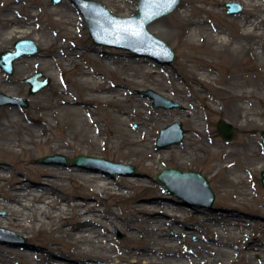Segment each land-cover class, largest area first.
Returning <instances> with one entry per match:
<instances>
[{"label": "rangeland", "instance_id": "obj_1", "mask_svg": "<svg viewBox=\"0 0 264 264\" xmlns=\"http://www.w3.org/2000/svg\"><path fill=\"white\" fill-rule=\"evenodd\" d=\"M94 1L101 3L114 14L122 17L132 16L136 12L137 0ZM245 1L181 0L175 11L152 22L148 26V30L174 51L175 59L170 66H161L150 58L138 57L159 67V72L150 74L156 68L147 67V63L144 64L145 68L143 71L121 68L120 63L124 59L122 55L131 53L121 48L95 44L88 33L81 14H79L81 17L79 25L83 39L60 43L55 41V45L47 49L45 45L49 40H52L49 29L52 27L50 23L51 13H63L64 11L67 12V9L74 8L75 5L72 0H60L59 3H54L53 0H0V27L6 25L3 20L9 11H15V17L18 21L24 18L29 22L32 17H35V23L38 26V28L34 29L35 33L19 39H30L40 49L39 53L34 56H23L16 60L12 75L6 74L0 68V93L27 101V107L7 105L0 108V147L2 149H13L18 153L21 147L9 146L6 143L11 141L12 144H19V140L26 142L27 138L32 141L26 145L32 150L28 155L24 152L18 160L0 151V160L12 165L13 176L17 171H22L25 178V182H22V184L25 183V186H34V188H36L35 186L43 185L44 182H42L40 174L35 170L27 171L29 166L53 165L59 167L62 171L61 175L66 177V179L61 182L63 186L56 193L58 197L55 200L56 203H66L60 199L66 200L68 204L72 201H83L97 205L98 209L104 211L102 215L107 217H113V213H116L119 217L117 222L120 223V226L118 229H113L110 236L114 245L123 250L132 246H140L143 239L147 236V234L139 230L136 236L137 242L129 243L126 229L132 221L142 216L144 211L142 207L151 204L155 195V190L151 186L162 187V200L164 202H181L179 198L171 195L163 185L156 183L154 180L155 173L168 167L178 168L184 172L196 171L201 173L210 182L211 188L216 195V201L212 208L191 205L194 207L192 209L190 205H185L189 210L186 218L176 217L178 224L182 222L183 224L181 225L185 229L194 226L199 230V232L188 235L180 243L181 250L187 249L193 252L192 259L195 264L203 257L208 258L212 255V249H209L212 246L209 245L212 240L208 238L205 241L203 238L210 233L209 222H206V215L208 214H212V216L215 214H233L237 216V219L243 225L252 224L254 226V234L259 239V236H261L260 232L264 233V188L259 182L260 171L264 169V147L261 144L260 135V132L264 130V97L262 99L254 97L248 112L244 110L247 105L243 101L234 102L233 107L235 106L236 109L230 106L228 104L230 94L217 93L215 89L221 86L219 78L226 77L231 72L233 66L228 64L224 66L215 64L213 66L216 70V73L213 74L216 80L213 83L214 85H198L195 83L199 69L206 66L202 59L209 62L216 61L213 53L205 49L208 42L212 41L210 38L214 35L211 33L208 39L203 38V31L206 28L224 27L226 34L231 37V41H234L233 39L237 36V31L233 27H227L225 22H221L219 16L209 12V9L224 14L229 19L241 17L243 13H246ZM226 3L239 4L242 7V11L230 14L225 7ZM182 6H186L187 14L191 20L197 21L201 19L208 22L207 27L198 28L200 35L197 34L195 39L190 37L187 21L182 26L176 27V29L172 26L174 15ZM252 13L258 17L262 16V12L257 8ZM45 30H47V33L42 34ZM37 35L39 41L37 40L38 38L36 39ZM0 39L2 38L0 37ZM16 40H18L17 37L1 43L0 52L12 50ZM262 40L264 42V35ZM192 42L195 45H192ZM255 43L257 42L253 39L240 42L239 59L249 61L250 69L248 73L251 76L254 74L252 68L255 67L257 69L261 68L260 70L264 73V56L259 53L260 50H255ZM216 48L218 49V47L210 45L209 49L215 50ZM92 49L97 50L98 53L101 52L102 54L100 55L106 52L108 57L113 58L112 61L115 64H110L108 68H102L101 63L99 64L98 61L101 58L98 57L95 51H91ZM226 49L229 48L226 46ZM66 55H76L73 56L75 60H69ZM117 60L118 63L116 62ZM83 68H86L87 71L96 70L98 74L103 75L107 86L121 85L120 78L124 76L134 78L139 82L138 85L127 86L130 88L132 95L129 98L130 100L122 106L112 105L108 107L107 105L101 106L99 103L92 104L90 109H95L99 118L97 127L99 136H97V132L94 131L93 127L89 125L87 119H84L83 124L79 126L73 125V122L69 119H61L62 116L59 115L62 112L59 113V110L56 109L59 105L56 98L57 89L67 91L75 96L78 101L83 100V91L76 83L81 77ZM38 72L42 73L44 77H48L50 84L41 91L30 95L28 93L29 85L25 82V79ZM261 88H263L261 91H255V93H262L264 96V86L261 85ZM147 90H153L165 98L177 102L182 108L166 110L153 108L152 101L142 95ZM198 93H201L204 98L200 99ZM36 97H40L39 101L34 102L33 99ZM135 98L140 99L142 102L136 103ZM147 99L150 102L146 103ZM212 102L214 104L213 108H209L208 103L212 104ZM38 106L39 110H36ZM78 107L81 108L83 106L80 105ZM191 107H195L198 113L194 114ZM13 108L17 109V113L10 111ZM116 108L126 110L128 116L117 119L111 113L115 112ZM188 111H191V113ZM43 113H46L47 117ZM147 115L149 116L147 117ZM31 116H40L46 120V124L48 123L50 128L44 133V136L31 138V132L35 130L29 131L24 126L26 120ZM176 117L180 118L177 119ZM199 117L203 119L201 122L197 120ZM250 119L256 121L255 125L244 127L243 124ZM220 121H225L237 131L234 138L229 142L224 141L218 133L217 125ZM174 122L181 123L183 130H185L183 141L180 144L158 149L155 146V141L159 135V130ZM195 125L199 127L198 135L193 132ZM140 133L153 135L150 145L140 146L133 144V141H137L140 138ZM37 140H40V142ZM150 152L152 155H150ZM54 154L65 156L68 159L79 155L101 157L114 163L135 166L139 175L127 176L119 173L112 174L104 168H81L40 162L42 157ZM248 154L254 155L251 156L252 162L241 163L244 155L247 156ZM23 158L27 159L23 161L25 166L20 162ZM28 159L30 160L29 162ZM10 165L7 164L6 167L11 168ZM227 165H232V167L238 168L239 171V183L234 185V187L224 185V172ZM73 169L90 174L99 173L107 175L109 178H135L141 181L143 185L134 189L135 193L130 198L120 195L110 196L108 193L99 194L95 184H89L90 189L81 187L80 180L73 177V174L77 173ZM246 172L252 175L250 183L245 181ZM17 182L16 179H13L9 182V185L13 186ZM51 186L50 188L52 189H58L57 183H52ZM248 188H251L252 195L256 193L254 203L247 200L248 196H245L249 192ZM130 192L131 190H122L123 195ZM23 204L27 205L28 202H23ZM38 206H43V204L39 203ZM17 209L20 210V208ZM32 212V208H25L21 213L29 218ZM6 216L7 212L0 210V218ZM72 222L73 220L69 218L64 219L62 222L56 219L52 226H44L41 229H38V225L34 224L33 229L26 233L12 226H0V260H9L10 264H55L59 263V259L62 258L74 263L77 262L75 259L80 262L85 258L91 261H100L102 251L95 246H82L83 250L90 249L94 251L86 256L75 248L66 235V229L69 228L67 223L70 224ZM25 223L28 224V221H25ZM1 229L18 235L24 240L14 239ZM245 230L252 235L251 227L245 228ZM170 234L173 238L178 237L176 229L172 230ZM260 239L264 240V236H261ZM226 242L228 246L222 247L223 251L217 253V258L225 264H240L239 252L235 248L238 244L234 241L233 236H229V240H226ZM24 252H29L36 258L32 259L30 263L26 262L21 257ZM252 259L258 261L259 256L256 254ZM100 262L107 263L103 259Z\"/></svg>", "mask_w": 264, "mask_h": 264}, {"label": "bare ground", "instance_id": "obj_2", "mask_svg": "<svg viewBox=\"0 0 264 264\" xmlns=\"http://www.w3.org/2000/svg\"><path fill=\"white\" fill-rule=\"evenodd\" d=\"M246 13H243L241 17L228 18L226 15L216 12L209 9L214 15L219 16L221 22H225L227 27L234 28L237 31V36L231 41V37L226 34V29L224 27L216 28H206L203 31V38H209V34L213 33V37L210 39L212 41L208 42V45L205 47L208 51L213 53V56L216 58V61H207L202 59L206 64L204 68L199 69L196 74V84L198 85H214L216 70L214 65H230L233 66L231 72L226 77H220V85L216 87L217 93L230 94L228 97V104L233 107L234 102L243 101L246 103L244 110L247 112L250 110L249 106L254 97L262 99L263 94H256L255 91H261V85L264 86V73L260 70L252 68L254 70L253 76H251L248 71L249 61L239 59L240 53V42L248 39H253L255 42V50L259 51L261 55L264 56L262 36L264 35V0H246L244 3ZM260 9L262 16H256L252 13L254 9ZM76 6L74 8L67 9V12L63 13H51V26L49 29L51 31L50 37L52 40H49L45 45L47 49L52 48L55 44V41L68 42L72 40H82V32L79 25V20L81 19L80 13H78ZM4 22H6L7 27L4 25L0 27V45L14 38H24L29 34L35 33L34 29L38 28L35 23V17H32L29 22L24 18L21 21H18L15 17V11H9L5 16ZM188 22V32L190 37L195 39V36L200 35L198 33V28L207 27L208 22L206 20H191L187 14L186 6H182L179 11L174 15L172 26L176 27L182 26L184 22ZM47 30L43 31L42 34L47 33ZM38 38V39H37ZM36 39L39 41L37 35ZM20 40V39H19ZM235 43V45H234ZM195 45L194 42L191 43ZM210 45L218 47L215 50H210ZM226 46L229 49H226ZM95 51V50H91ZM100 57L98 60L102 68H108L110 64H115L113 58L108 57L106 52L98 53ZM65 55V54H63ZM69 60H73V56L76 55H66ZM123 60L120 63V67L125 68L126 70L136 69L138 71H143L147 63V67H151L153 70L150 74L154 72H159V67L157 65H152L148 63L145 59L135 57L131 54H123ZM51 58L56 61V59L51 56ZM94 59V60H95ZM68 60V61H69ZM75 60V59H74ZM119 60V59H118ZM118 60L116 61L118 63ZM69 65V64H68ZM253 67V66H252ZM122 71V69H121ZM218 75V74H217ZM120 78V77H119ZM232 81V82H231ZM121 85L117 86H107L106 80L103 75L98 74L96 70L87 71L86 68H83L80 79L76 81L77 85L81 87L83 91V100L78 101V99L72 94L68 93L65 90L57 89L56 98L59 102L57 110L61 113L59 116H62L61 119H69L73 122V125L83 124L84 119H87L89 125L93 127L94 131L97 132L99 136L98 127V114L95 109H90L93 103H99L101 106L107 105L111 107L112 105H124L130 99L132 92L129 87L130 85H138L134 78L121 77ZM118 88V89H117ZM200 99L204 98L201 93H198ZM40 97L33 99L34 102L39 101ZM136 103H141L140 99L135 98ZM150 102L147 99L146 103ZM83 107H78L80 105ZM209 108H213L212 104H209ZM236 109V107H233ZM39 110V106L36 108ZM191 110L194 114L198 113L195 107H191ZM212 110V109H211ZM14 113H17V109H10ZM37 112V111H36ZM46 112V111H45ZM111 112V111H109ZM191 113V111H188ZM117 119L123 118V116H128V113L124 109L116 108L115 112H111ZM47 117L46 113H43ZM149 115H147L148 117ZM179 119L180 117H176ZM201 122L202 118H197ZM42 117L40 116H31L26 120L24 125L31 132V138H38L39 136H44V133L49 130L48 123L46 124ZM256 121L253 119L247 120L243 126H252L255 125ZM198 125L194 126V134L198 135ZM49 139V138H48ZM153 140V135H143L140 133V138L137 141H133V144L140 146L150 145ZM40 142V140H37ZM32 142L30 138L25 141L19 140V144H12L11 141L6 143L9 146H19L21 147L20 152H16L13 149H2L0 151L5 154L20 159L21 154L28 155L31 153V148H28L26 145ZM1 143V142H0ZM230 154V152H228ZM150 155L151 152H150ZM253 154L247 155L242 158L241 163L252 162ZM27 160L21 159L20 162ZM32 160V159H31ZM30 160L28 159V162ZM6 163L3 160H0V210L7 212V216L0 218V226L4 227H14L21 230L23 233L31 231L33 225L37 224L38 229H41L44 226H52L56 219L62 222L64 219L69 218L73 220L72 223L68 224V229H66V235L74 244L75 248L80 250L79 252L83 255H87L92 250H83L82 246H95L98 248L101 253V260H106L105 262L91 261L90 259H82L78 262H70L66 259H59V263L55 264H195V261L192 259L193 252L190 250H181L180 243H182L186 237L190 234L199 232L197 227H191L185 229L183 224H178V219L176 217L185 219L188 209L185 207L187 203L181 201L179 203H169L162 200L163 191L162 187L151 186L155 190V195L153 196L152 202L146 207H142L143 214L140 218L132 221L126 231H128L129 243L137 242L136 236L137 233L143 231L147 236L143 239L142 244L139 246H132L128 249H121L117 247L112 242L110 234L113 229H118L120 223L117 222L119 218L116 213H113V217H107L102 215L104 212L101 209H98V206L92 203H86L83 201H72L70 204L64 199H60L65 204H57L56 199L57 192L62 188V183L66 177L62 176L61 169L59 167L48 165V166H29L27 171L35 170L41 176L43 185H38L32 187L25 186L22 184L25 182L22 171H17L13 176V168L6 167ZM27 164V163H26ZM75 172L73 177L80 180L81 187L85 189H90L89 184H95L96 189L99 194L108 193L110 196H125L130 198L134 195V189L141 187L143 184L141 181L135 178H109L107 175H102L99 173L90 174L85 171L78 169H73ZM238 168L232 167V165H227L225 167L224 178L225 186L234 187L239 183L238 179L240 175L238 174ZM252 174V173H251ZM231 175V176H230ZM252 175L246 172L244 178L247 183L252 181ZM13 179H16L18 182L14 183L13 186L9 185V182ZM3 182V183H2ZM52 183L58 184V189H52L50 186ZM52 187V186H51ZM253 188V187H252ZM249 192L245 196H248L247 200L254 203L256 198V193L251 192V188H248ZM122 190H131L128 194H122ZM23 202H28L27 205ZM39 203H42L43 206H38ZM98 203V202H97ZM17 208H20L17 209ZM25 208H32L31 216L28 218L24 216L21 212ZM190 208H194L190 206ZM169 216V217H168ZM206 222H209L210 233L207 236H204V240H212L209 245H212L209 249L211 250L212 255L208 258H204L197 261L196 264H225L217 258V253L223 251V248L228 246L226 240H229V236L232 237L234 241L240 246L234 245V247L239 252V263L240 264H264V240H261L260 237L264 236V233L260 232L259 239L254 234V226L247 223L243 225L237 216L233 214H212L206 215ZM28 221V224L25 223ZM135 223V224H134ZM252 228V235L248 234L245 228ZM176 229L178 233L177 238L171 237V231ZM237 232V233H235ZM27 238L28 236L25 235ZM223 247V248H222ZM1 248V247H0ZM29 251V250H27ZM1 253V250H0ZM259 256V260H253L254 255ZM25 259L26 262H31L32 259L36 258L29 252H24L21 256ZM0 263L10 264L9 260L1 261Z\"/></svg>", "mask_w": 264, "mask_h": 264}, {"label": "water", "instance_id": "obj_3", "mask_svg": "<svg viewBox=\"0 0 264 264\" xmlns=\"http://www.w3.org/2000/svg\"><path fill=\"white\" fill-rule=\"evenodd\" d=\"M72 1L82 13L85 25L95 43L122 48L130 51L135 56L149 57L161 65L172 64L175 53L164 41L150 33L148 26L153 21L173 12L180 4V0H138L136 13L128 18H122L111 13L96 1ZM54 2L57 3L59 0H54ZM225 6L229 13L241 11V7L235 3H227ZM13 48V50H5L0 53V67L7 74H13V62L15 60L24 55L33 56L39 52L36 44L29 39L16 41ZM40 77H42V73H37L25 79V82L30 85V95L48 86L49 78L39 81L38 78ZM142 94L153 101V108H181L177 102L168 100L154 91L148 90ZM7 105L26 107L27 101L0 93V108ZM217 128L225 141H230L236 133V130L224 121H221ZM261 136L264 145V131L261 132ZM183 137L182 124L176 122L160 131V137L156 140V147L164 149L174 144H180ZM40 162L43 164H70L71 166L83 168L102 166L111 170L112 173L118 171L130 176H136L137 174V170L133 166L112 163L96 157L78 156L73 160H68L64 156L53 155L42 158ZM155 180L165 185L170 193L190 204H201L210 208L215 201V195L209 182L200 173L167 168L157 173ZM260 182L264 188V170L260 172ZM14 237L24 240L17 235H14Z\"/></svg>", "mask_w": 264, "mask_h": 264}]
</instances>
